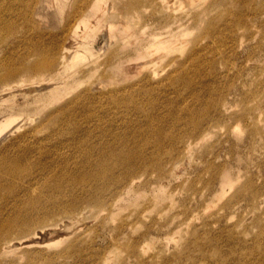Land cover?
Masks as SVG:
<instances>
[{"label": "rangeland", "instance_id": "rangeland-1", "mask_svg": "<svg viewBox=\"0 0 264 264\" xmlns=\"http://www.w3.org/2000/svg\"><path fill=\"white\" fill-rule=\"evenodd\" d=\"M131 1L0 0V264H264V0Z\"/></svg>", "mask_w": 264, "mask_h": 264}, {"label": "bare ground", "instance_id": "bare-ground-1", "mask_svg": "<svg viewBox=\"0 0 264 264\" xmlns=\"http://www.w3.org/2000/svg\"><path fill=\"white\" fill-rule=\"evenodd\" d=\"M137 3H139V0L129 2L126 5V10L131 11L132 8L137 7L136 6ZM157 47H164L165 48L167 46L165 44H161ZM11 65H12V67L9 68L10 70L8 72L5 73V70L0 71V72H2V74L0 75V84L3 83V85H8L12 82L17 81V79L20 76H23V75H29L30 77L37 76V75L44 74L48 70L47 68L36 64L34 61H29V58H23L19 61L12 63ZM5 68L6 67H4V69ZM133 68H135V66H133ZM12 121H13L12 116H7V117L3 118L0 121V129L8 128L10 125H12ZM133 155L134 154L132 152H126L125 154L117 156L115 158V160L111 163H108L107 160L104 158L101 160V163L99 164L101 166V168L99 170H92L91 172H89V173L87 172V174H84L83 176H79L78 178H76L74 183L85 184V183L89 182L91 185H93L94 183H96L102 179L103 180H107V179L113 180L114 177L116 176L117 168H119L120 165H126L127 166L121 175V179H127V178L131 177L133 175V172H134L133 171V167H134ZM23 164H24V161L22 159H19L18 161H16V166L18 167L16 172H21L23 174L25 173L26 169H24L22 171L19 169ZM24 177H27V176H24ZM107 186H110V185L107 184ZM28 191H30V190H28ZM54 192L60 196V194H59L61 192L60 186L54 187ZM35 199H36V197H33L32 202L35 203L36 202ZM71 207H73V206H71ZM30 219H33V220H28V218L24 219L23 220V226L17 225L18 228L16 227L15 229L12 228L13 225H10L7 229H6V227L2 228V225H1L0 226V243H2L3 241L6 240L7 237L4 238L5 236H7L8 234L12 235L13 232H18L19 234L25 233L23 236H25L28 232H30L32 229L30 230L29 228H31L33 226V224L36 222V221H34V218H30ZM47 224L51 225L50 223H47ZM42 228H45V227H42ZM10 231H13V232H10ZM31 233H29V234H31ZM2 238H4V239H2ZM24 243H29V242L25 241Z\"/></svg>", "mask_w": 264, "mask_h": 264}]
</instances>
